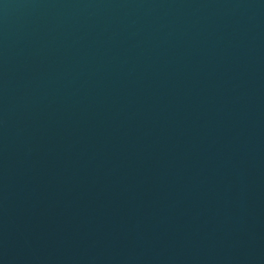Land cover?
<instances>
[{"label":"water","instance_id":"95a60500","mask_svg":"<svg viewBox=\"0 0 264 264\" xmlns=\"http://www.w3.org/2000/svg\"><path fill=\"white\" fill-rule=\"evenodd\" d=\"M0 264H264V0H0Z\"/></svg>","mask_w":264,"mask_h":264}]
</instances>
